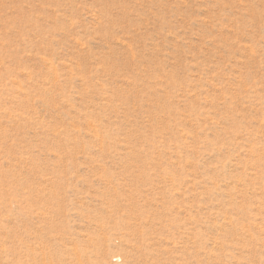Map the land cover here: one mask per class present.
<instances>
[{
    "label": "rangeland",
    "instance_id": "obj_1",
    "mask_svg": "<svg viewBox=\"0 0 264 264\" xmlns=\"http://www.w3.org/2000/svg\"><path fill=\"white\" fill-rule=\"evenodd\" d=\"M0 264H264V0H0Z\"/></svg>",
    "mask_w": 264,
    "mask_h": 264
}]
</instances>
